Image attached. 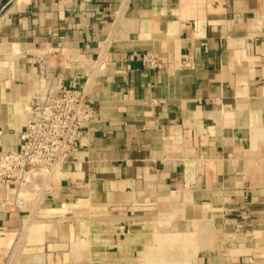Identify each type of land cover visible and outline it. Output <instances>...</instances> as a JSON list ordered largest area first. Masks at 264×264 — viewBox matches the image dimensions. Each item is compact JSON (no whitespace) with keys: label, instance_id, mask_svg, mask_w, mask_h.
Listing matches in <instances>:
<instances>
[{"label":"crops","instance_id":"0c3cea01","mask_svg":"<svg viewBox=\"0 0 264 264\" xmlns=\"http://www.w3.org/2000/svg\"><path fill=\"white\" fill-rule=\"evenodd\" d=\"M6 1L0 152L61 45L96 115L51 191L0 212L1 264H264V0Z\"/></svg>","mask_w":264,"mask_h":264},{"label":"built area","instance_id":"2783aa9c","mask_svg":"<svg viewBox=\"0 0 264 264\" xmlns=\"http://www.w3.org/2000/svg\"><path fill=\"white\" fill-rule=\"evenodd\" d=\"M90 2L91 0H74ZM63 45L50 50L42 67L52 73L27 108L28 120L16 150L0 152V212L21 211L27 204L48 194L55 177L67 166L83 130L96 111L86 89L65 90L55 75L68 65ZM67 58V59H66ZM144 67L163 70L167 62L159 55H143ZM4 232L0 228V235Z\"/></svg>","mask_w":264,"mask_h":264},{"label":"rangeland","instance_id":"374dc122","mask_svg":"<svg viewBox=\"0 0 264 264\" xmlns=\"http://www.w3.org/2000/svg\"><path fill=\"white\" fill-rule=\"evenodd\" d=\"M0 2H1V6H0L1 8H3L4 6H6V4H7V1H6V0H0ZM4 11H5V10H4ZM4 11H3V12H4ZM3 12H1V13H3ZM0 261L3 262L2 259H0ZM1 262H0V264H1Z\"/></svg>","mask_w":264,"mask_h":264},{"label":"water","instance_id":"95a60500","mask_svg":"<svg viewBox=\"0 0 264 264\" xmlns=\"http://www.w3.org/2000/svg\"><path fill=\"white\" fill-rule=\"evenodd\" d=\"M13 1H15V0H11V1H10V4H11ZM0 6H1V2H0ZM6 7H7V6H6ZM6 7H3V8L0 7V16H1V14H2L1 12H3V11L6 9Z\"/></svg>","mask_w":264,"mask_h":264}]
</instances>
